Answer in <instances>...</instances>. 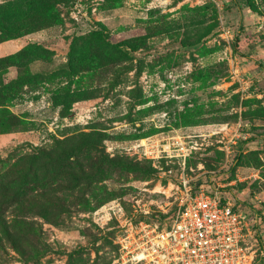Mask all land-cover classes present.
I'll list each match as a JSON object with an SVG mask.
<instances>
[{
	"label": "rangeland",
	"instance_id": "1",
	"mask_svg": "<svg viewBox=\"0 0 264 264\" xmlns=\"http://www.w3.org/2000/svg\"><path fill=\"white\" fill-rule=\"evenodd\" d=\"M182 176L264 220V0H0V264H119Z\"/></svg>",
	"mask_w": 264,
	"mask_h": 264
},
{
	"label": "built area",
	"instance_id": "2",
	"mask_svg": "<svg viewBox=\"0 0 264 264\" xmlns=\"http://www.w3.org/2000/svg\"><path fill=\"white\" fill-rule=\"evenodd\" d=\"M146 144L148 156L151 148L156 157L183 158V162L189 154L188 142L178 136L160 148L156 141ZM194 180L182 176L170 183L177 208L171 224L161 227L143 218L128 220L119 239V264H264L254 249L263 217L252 204L240 200L239 190L227 191L212 179L196 189Z\"/></svg>",
	"mask_w": 264,
	"mask_h": 264
},
{
	"label": "trees",
	"instance_id": "3",
	"mask_svg": "<svg viewBox=\"0 0 264 264\" xmlns=\"http://www.w3.org/2000/svg\"><path fill=\"white\" fill-rule=\"evenodd\" d=\"M250 7V6H249ZM251 8V7H250ZM252 9V8H251ZM253 10V9H252ZM236 43H239V41H236ZM238 48V44H237V46H236V49ZM8 89V88H7ZM43 155H45L48 159H54V160H56L58 163H59V165H61V166H64V163H63V161L60 159V158H54L53 157V155H52V153H50V152H43ZM43 165H45L46 166V164H45V162H43ZM6 188V187H5ZM10 190H7V191H2V189L0 188V205H2L5 201H1L2 200V198L4 199V198H6V197H8L9 199H12L13 197L12 196H8L7 195V192H9ZM34 197V196H33ZM32 197V198H33ZM32 198H29V199H32ZM18 200V199H17ZM17 200H15V201H17ZM15 222H16V226L18 227V225H17V222L18 223H21V221H17V220H15ZM25 222H27V221H25ZM0 224L3 226V228H4V224L6 225L7 223H6V221L3 219V218H0ZM22 224V223H21ZM23 225V224H22ZM4 231H5V233L7 234V236H8V238H9V240L14 244V242H13V235L10 233V230H8L6 227L4 228ZM1 240V239H0Z\"/></svg>",
	"mask_w": 264,
	"mask_h": 264
}]
</instances>
